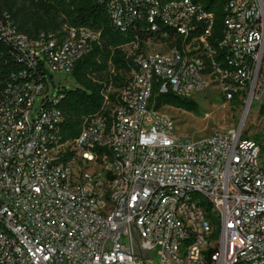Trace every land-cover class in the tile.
<instances>
[{"label":"built area","instance_id":"1","mask_svg":"<svg viewBox=\"0 0 264 264\" xmlns=\"http://www.w3.org/2000/svg\"><path fill=\"white\" fill-rule=\"evenodd\" d=\"M98 1L116 27L152 36L122 48L123 84L74 140L63 137L50 82L72 73L100 33L29 39L0 21L30 66L46 68L42 80L0 85V264H143L141 255L151 264L156 249L162 264H264L261 146L241 131L177 136L152 102L156 89L194 100L218 87L260 108L264 0Z\"/></svg>","mask_w":264,"mask_h":264},{"label":"trees","instance_id":"2","mask_svg":"<svg viewBox=\"0 0 264 264\" xmlns=\"http://www.w3.org/2000/svg\"><path fill=\"white\" fill-rule=\"evenodd\" d=\"M207 9L221 16L219 6L208 2ZM6 18L18 33L29 39H37L42 34L63 38L70 28L100 33V42L93 44L92 51L76 63L71 73L76 88L60 89L56 95L60 101L55 106L62 113L61 130L66 141L76 139L84 121L101 112L103 95L110 86L117 89L123 84V76L130 70L131 62L122 48L134 42L142 47L152 36L146 28L124 30L116 27L107 5L98 0H0V21ZM45 72L42 62L31 67L18 44L0 33L1 86L42 80ZM109 74L112 80L105 81L103 77ZM152 102L156 110L165 106L190 112L199 110L193 99L161 94L157 89ZM259 114L264 116V104Z\"/></svg>","mask_w":264,"mask_h":264},{"label":"rangeland","instance_id":"3","mask_svg":"<svg viewBox=\"0 0 264 264\" xmlns=\"http://www.w3.org/2000/svg\"><path fill=\"white\" fill-rule=\"evenodd\" d=\"M152 49L161 50L162 47L158 44ZM103 79L110 81L112 75H106ZM76 86L71 73L53 72V82H50L49 94L56 96L60 89L72 90ZM194 101L199 105L198 112L169 106L162 108L163 114L173 118L177 136H187L193 141H199L214 133L241 131L242 138L252 140L261 146L264 161V116L259 114V106L253 104L251 108H248L244 102L227 101L225 94L218 87H208L202 93L197 94ZM39 106L40 101L38 100L35 109L37 110ZM120 243L128 247L130 245L128 236L122 234ZM149 260H151V264H162L158 249L149 254Z\"/></svg>","mask_w":264,"mask_h":264},{"label":"water","instance_id":"4","mask_svg":"<svg viewBox=\"0 0 264 264\" xmlns=\"http://www.w3.org/2000/svg\"><path fill=\"white\" fill-rule=\"evenodd\" d=\"M140 259L142 260V263H143V264H146V258H145L144 256L141 255V256H140Z\"/></svg>","mask_w":264,"mask_h":264}]
</instances>
